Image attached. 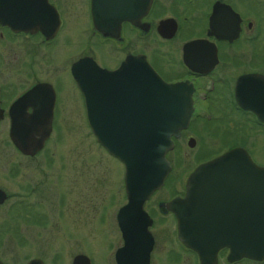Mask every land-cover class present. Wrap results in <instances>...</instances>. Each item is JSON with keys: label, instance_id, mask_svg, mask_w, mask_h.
<instances>
[{"label": "flooded vegetation", "instance_id": "flooded-vegetation-1", "mask_svg": "<svg viewBox=\"0 0 264 264\" xmlns=\"http://www.w3.org/2000/svg\"><path fill=\"white\" fill-rule=\"evenodd\" d=\"M115 1L121 2L119 9L107 7ZM23 2H30L33 9L25 28L0 23V264L31 260L51 264L58 260L59 251L46 257L45 249L59 247L29 246L27 240L31 225L39 227L37 232L50 226L51 211L44 207L53 206L58 216L65 202L67 191L61 187L58 170L60 126L83 125L85 134L124 171L122 163L96 141L85 96L72 71L76 68L78 74L85 75L93 88L94 64L113 71L127 58L137 56L163 81L190 86L191 93L179 97L190 100L191 110L186 125L169 136L171 146L164 154L168 173L142 202V215L141 210L125 209L122 175L117 198L114 193L107 194L96 215L95 232L109 228L116 233V243L95 249L73 246L69 264H264V257L261 261L234 258L221 239L223 234L235 236L236 229L234 233L230 230L233 218L243 216L247 221L246 193L237 191L236 174L219 173L217 190L202 192L200 217L215 219V247L192 249L184 244L178 236L177 207L167 206L185 197L187 181L199 165L228 151H241L264 167V89H253L252 81L249 89H236L242 76L264 77V0ZM96 4H102L101 8ZM72 21L79 27L77 50L70 51L61 66L55 49L67 48L68 37L64 41L59 37ZM80 59L84 64L76 66ZM62 67L71 93L63 91ZM95 97L91 94V101ZM103 98L102 107L91 110L102 116L103 124L140 123V94L113 93ZM13 125L22 127V140L39 135L43 140L40 148L30 152L18 149L12 138ZM73 190L79 193L74 205L81 213L98 205L88 184L83 194L76 184ZM16 220L21 221L20 227ZM206 226L210 231L212 225ZM14 237H19L22 245H4L6 238Z\"/></svg>", "mask_w": 264, "mask_h": 264}, {"label": "water", "instance_id": "water-1", "mask_svg": "<svg viewBox=\"0 0 264 264\" xmlns=\"http://www.w3.org/2000/svg\"><path fill=\"white\" fill-rule=\"evenodd\" d=\"M119 3L121 2H110L107 7L119 9ZM101 6L102 4H96L98 9ZM32 11L30 2L0 0V23L13 29H23L31 20ZM84 61L80 59L76 62V66L84 64ZM94 66L93 88H90L85 75L76 72V68L72 71L73 76L85 96L89 126L96 141L123 165V182L127 199L125 209L135 208L139 212L142 202L153 190L160 187L168 173L169 164L164 154L171 146L169 136L177 134L178 130L186 125L191 110L190 100L179 97V94L191 93L192 89L185 83L163 81L142 56L127 58L113 71H106L95 64ZM251 81L255 82L253 89L256 86L264 89V77L249 75L239 78L236 89H249ZM107 82L111 84L109 88L106 86ZM113 93L140 94V123L103 124L100 114H92V109L99 110L102 107L105 100L103 97ZM91 94L96 96L92 101ZM22 132L20 125L11 127L13 142L18 149L30 152L40 148L43 140L39 135L35 139L26 141L21 138ZM224 167L232 171L225 170ZM219 173L237 175L236 189L246 193L248 207L247 221L243 216H237L230 222L231 232L234 233L236 229L235 236L223 234L221 239L229 247L230 254L234 258L245 257L261 261L264 257V167L254 164L241 151L231 150L199 165L187 181L185 197L167 204L170 208L177 207L175 212L178 236L192 249H200L202 245L216 246L217 236L213 233V225L216 221L213 217H200V204L202 192L213 193L217 190ZM211 198H214L213 194ZM140 213L142 215V210ZM206 223L212 225L210 231ZM27 264L42 263L31 260Z\"/></svg>", "mask_w": 264, "mask_h": 264}, {"label": "rangeland", "instance_id": "rangeland-1", "mask_svg": "<svg viewBox=\"0 0 264 264\" xmlns=\"http://www.w3.org/2000/svg\"><path fill=\"white\" fill-rule=\"evenodd\" d=\"M72 25L71 22L67 23V26L64 28L66 32L62 33L59 37L63 41L68 37L67 48L62 49L60 46H57V49H55L56 55L61 56L58 61V65L61 66H63L68 58L66 56L69 52L77 50L75 48V41L79 40L77 36L79 34V27L76 21H72ZM66 49L68 51H65ZM63 70L62 67L60 70V78L62 83L66 81L65 85L62 84L63 91L71 93L70 89L72 88L68 81L65 80L68 77ZM59 129L60 141L57 150L60 158L58 170L60 172L61 187L67 191V194L64 196L65 202L60 206V214L58 216L54 215L53 206L44 207V210L50 209L51 211L49 213L50 219L53 218L50 222L51 224L43 232H37L36 229L39 227L31 225V232L28 234L27 244L29 246L42 244L44 246L59 247L60 249H45L46 257L52 256L53 252L57 253L59 251V257L56 263L50 259L48 261L53 262L51 264H69L70 256L74 250L71 249L73 246L76 248V245L81 244L80 246L83 249H95V247L106 246L108 243H116V233L109 231V228L102 229V227V231L95 232L96 215L99 203L107 197V194L109 196V194L114 193V196L117 198V191L122 183L123 171L122 166L117 161L106 157L95 140L90 139L85 134L86 130L83 125H63ZM50 150L52 151V147H50ZM74 184H76L78 191L80 189L82 190V194L87 184L88 187L90 186L92 188V199L93 201L96 199L98 203V205L96 203L94 204L92 211H87L84 214L74 205L76 199L80 197L79 193L73 190ZM2 211L5 210L2 209ZM15 223L18 227L21 226L20 220H16ZM76 232H80L81 234H76ZM83 232H85L84 236L88 242L82 236ZM38 234H40L39 237ZM4 245L15 246L22 244L20 243L19 237H14L6 238Z\"/></svg>", "mask_w": 264, "mask_h": 264}]
</instances>
